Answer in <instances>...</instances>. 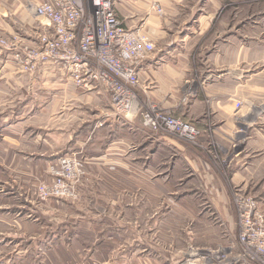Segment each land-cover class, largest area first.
Here are the masks:
<instances>
[{
  "label": "rangeland",
  "instance_id": "374dc122",
  "mask_svg": "<svg viewBox=\"0 0 264 264\" xmlns=\"http://www.w3.org/2000/svg\"><path fill=\"white\" fill-rule=\"evenodd\" d=\"M44 1L0 0V8L5 10L4 18L0 14V49L12 54L7 60L9 71L14 67L27 76L48 66L45 57L34 59V52L45 51L39 39L45 31L35 22L36 17L32 12ZM76 1L82 11L89 14V0ZM204 2L185 0L186 8L182 11L181 19L189 15L188 7L195 3L202 6ZM213 3L225 6L223 15L230 26L232 20H236V11L232 10V5H242L246 19L255 14L254 18L257 13L255 11L260 7L264 9V0H213ZM149 9L150 14H163L159 3H152ZM123 28L147 38L155 46L151 36L145 33L146 29ZM261 29L263 31L264 27ZM31 31L35 35L32 33L34 38L27 43L23 36ZM259 39L264 42V35ZM205 47L204 39L201 40L198 53H204ZM28 53L34 60H26ZM200 62L198 55L193 53L187 77L190 85L197 81ZM12 84V79H8L0 85V208H7L9 212L12 209L18 211L15 214H19L17 219L21 233L19 264H62L59 253L53 256L52 261L50 252L47 253L44 246H36L34 243L42 239L44 241V236L52 229L51 224L64 220L68 211L60 204L72 206L80 205L79 202L84 210L73 212L86 214L83 219L86 220L92 211L100 213L96 218L101 221L97 227L100 234L92 237V242L96 240L98 244L101 237L111 239L105 240L109 244L103 245L98 252L92 248L80 253L79 257L76 254L77 259L73 264H123L119 259L123 255L124 246L130 243L134 250L137 246L148 249L143 255L151 261L149 263H153L152 259H156L154 254L159 253L160 260L180 256L184 259L181 264H264V251L258 249V245H264V166L258 173L259 178L250 177L248 186L230 184L218 190L175 187L172 176H168L173 173V150L165 147V151L159 150L158 156L154 151V141L151 146L144 145L141 138L136 136L126 140L125 135H120L117 139L121 144L117 145L114 135H77L82 125L49 121L59 118L62 112L56 104L36 108L35 113L29 107L19 106L18 101L28 93L14 94L10 89ZM137 87L127 86L135 97ZM192 88L190 86L187 95L191 94ZM105 90L110 101V93L106 87ZM187 100V96L182 97L181 103L187 104ZM145 104L144 112L153 121L156 120V127H159L164 116L165 120L172 118L179 121L175 135L163 132L156 136L197 150L200 158L210 160L209 166L214 176H222L223 179L231 177V170L234 169L232 156L223 155L221 147L214 145L212 138L204 142L198 125L154 103ZM241 108L244 110L241 116L244 117H235L234 135L264 137V91H246L245 99L235 104L236 110ZM206 115L205 120L209 122V110ZM207 122L204 123L206 128L210 127ZM141 125L145 127L143 120ZM184 127H189L192 132L182 133ZM210 129H207L206 134L212 133ZM242 137L236 141L240 142ZM115 149L117 153H114ZM239 156L242 157V153ZM252 158L250 155L245 157ZM259 158L264 159V155L261 154ZM182 172L186 176L189 174L187 171ZM163 173H166L164 177ZM217 191H222L227 200L224 205L228 214L223 219L213 210L214 204H211L212 195ZM179 196L197 199L195 208L194 203H184L185 208L179 212L180 205L174 201ZM5 212H1L0 217ZM245 212L251 214V229L247 236L244 235L247 231L243 230L244 221L241 219ZM141 247L137 252L139 257ZM0 253L2 258L7 248H0ZM64 263L70 264L68 261ZM132 264L138 262L134 260Z\"/></svg>",
  "mask_w": 264,
  "mask_h": 264
},
{
  "label": "crops",
  "instance_id": "0c3cea01",
  "mask_svg": "<svg viewBox=\"0 0 264 264\" xmlns=\"http://www.w3.org/2000/svg\"><path fill=\"white\" fill-rule=\"evenodd\" d=\"M184 1L114 0V8L123 27L128 29L140 27L142 31L146 29L145 33L151 36L155 45L152 55L147 57L138 69L136 100L133 102L131 114H118L114 111L103 84L94 83L87 87H78L68 78L66 72L57 66L48 65L40 69L38 73L27 76L14 67L9 71L7 60L12 54L2 49H0V85L12 79L13 84L10 89L14 94L28 93L18 101V105L33 109V113L37 111L36 108H47L56 104L62 112L59 118L49 121L80 124L82 126L78 128L77 135H114L116 139L120 135H125L126 140L136 136L141 138L144 145L151 146L154 141V151L158 156L159 150L165 151V147H168L174 152L173 163H171L173 173L168 176H172L175 187L218 190L225 189L230 184L238 187L248 186L247 181L251 179L250 177L259 178L258 173L264 166V159L259 158L261 154L264 155V137L234 135L236 134L233 130L235 117L237 115L240 116L239 118L244 117L241 116L244 110L242 108L236 110L235 104L245 99L246 91H264V42L259 39L264 35V30L261 31L264 27V9L260 7L259 12L255 11L257 13L254 18L255 14L246 19L242 13L244 7L239 4L232 5V10L236 11V20L233 19L230 26L223 15L225 6L221 3H213V0H205L202 6L195 3L188 7L189 15L181 19L182 11L186 8ZM152 3L160 4L162 15L149 13ZM4 11L0 8L3 18ZM34 20L44 30L43 21L37 18ZM32 33L34 32H28V35L23 36L27 43L34 38ZM204 39L207 45L204 48L205 52L198 53L201 40ZM193 53L198 55L202 63L199 64L201 68L198 71L197 81L194 85H190L187 77ZM6 86L10 87L8 84ZM190 86L193 88L191 94L187 95ZM186 96L187 104L181 103L182 97ZM139 103L143 107L145 103H154L163 110L198 125L204 142L212 138L213 144L221 147L223 155L232 156L231 164L234 169L231 170L233 171L231 177L223 179L222 176H214L210 170V160L200 158L197 150L175 141L169 142L163 137L156 136L162 134L143 127L142 118L135 112ZM207 110L210 111L209 122L205 120ZM205 122L210 127L206 128ZM209 128H212L210 129L211 137L206 134ZM239 137H242L240 142L236 141ZM116 142L117 145L121 144L119 139ZM117 152L115 149L114 153ZM241 153L242 157L239 156ZM249 155L253 158L245 159ZM184 167H186L185 170ZM182 171H187L189 174L186 176ZM197 171L199 172L195 175L194 172ZM165 174L163 173L162 176L164 177ZM161 182L158 183L161 184ZM221 192L211 194L213 198L211 204H214L213 210L223 219V216L227 217L228 211L224 205L227 203L225 194ZM174 201L180 205L179 212L185 208L184 203H194L193 209L197 203V199L192 196H179ZM79 203L81 205V202ZM80 205L60 204L68 211L65 213L64 220L61 223L51 224L52 229L44 236V241L42 239L34 243L36 246H44L45 251L50 252L52 261H54L53 256L59 253L62 264H65L64 261L73 264L77 259L76 254L79 257L80 253L93 250L92 248L98 252L103 245L109 244L105 240H110L111 237H104L105 239L101 237L98 239V244L95 243L96 240L92 242L94 239L92 237L100 234V229L97 227L101 221L96 219L100 213L90 211L92 214L90 213L85 220L83 218L86 214L73 212L83 211L84 206L81 209ZM62 208L61 210H65ZM90 209L92 210L91 207ZM15 210L12 209L9 212L7 208H0V214L7 211L0 217V224L3 226L0 230V248H7L6 255L0 257V264H19L20 262V222L17 219L19 214H15L18 211ZM210 210L213 211L212 208ZM131 244L124 246L123 255L119 259L123 264H132L134 260L138 264L184 262L180 256L160 260L159 253H155L156 259H152L153 263H149L151 261L143 255L148 249L137 246L134 250ZM140 247L139 257L137 252Z\"/></svg>",
  "mask_w": 264,
  "mask_h": 264
},
{
  "label": "built area",
  "instance_id": "2783aa9c",
  "mask_svg": "<svg viewBox=\"0 0 264 264\" xmlns=\"http://www.w3.org/2000/svg\"><path fill=\"white\" fill-rule=\"evenodd\" d=\"M88 11L85 14L76 0H45L36 7L32 13L43 21L45 32L39 39L45 51L34 52V59L45 57L47 65L63 69L78 87L103 84L110 93L112 108L119 105L121 113L131 114L136 97L127 86H138V69L154 46L147 38L124 30L114 0H89ZM28 55L27 61L34 60ZM135 110L150 131L175 135L177 119L165 120L164 116L156 127V120L142 105ZM190 132L189 127L182 130L184 134ZM258 249L264 251V245Z\"/></svg>",
  "mask_w": 264,
  "mask_h": 264
},
{
  "label": "bare ground",
  "instance_id": "6f19581e",
  "mask_svg": "<svg viewBox=\"0 0 264 264\" xmlns=\"http://www.w3.org/2000/svg\"><path fill=\"white\" fill-rule=\"evenodd\" d=\"M114 107V111L116 112V113H118V114H123V113H121L118 109H119V105L118 106H113ZM172 135V134H171ZM250 209H252V208H250ZM248 216L250 217L251 216V214H250V212H245V216H243L241 219H243L244 220V222H242L243 224V230H245V231H247V232H244V235L245 236H247V233H248V231L251 229V225L249 224V220H248Z\"/></svg>",
  "mask_w": 264,
  "mask_h": 264
}]
</instances>
